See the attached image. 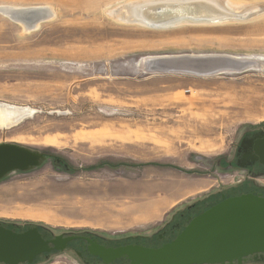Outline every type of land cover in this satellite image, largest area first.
Listing matches in <instances>:
<instances>
[{
    "label": "rangeland",
    "instance_id": "obj_1",
    "mask_svg": "<svg viewBox=\"0 0 264 264\" xmlns=\"http://www.w3.org/2000/svg\"><path fill=\"white\" fill-rule=\"evenodd\" d=\"M134 1L0 0L54 12L33 29L0 12V102L31 110L0 128V144L44 156L1 179L5 227L150 246L244 175L234 152L264 128V13L228 12L264 0H199L213 23H150L146 4L144 22L116 16ZM193 57L213 58L216 70L171 64ZM33 264L87 263L65 249ZM241 264H264V254Z\"/></svg>",
    "mask_w": 264,
    "mask_h": 264
},
{
    "label": "water",
    "instance_id": "obj_2",
    "mask_svg": "<svg viewBox=\"0 0 264 264\" xmlns=\"http://www.w3.org/2000/svg\"><path fill=\"white\" fill-rule=\"evenodd\" d=\"M40 16L38 9L22 8L17 13L26 20ZM197 63L216 70L213 58L208 57L180 58L171 64L193 69ZM43 158L41 153L17 144H0V181L12 171L38 167ZM74 238L59 234L46 239L38 226L16 231L0 224V264H33L38 256L65 250ZM87 242L88 252L103 264L121 258L130 264H241L248 256L257 259L264 254V197L242 194L222 199L189 218L173 239L156 247L137 243L107 247L90 239Z\"/></svg>",
    "mask_w": 264,
    "mask_h": 264
},
{
    "label": "bare ground",
    "instance_id": "obj_3",
    "mask_svg": "<svg viewBox=\"0 0 264 264\" xmlns=\"http://www.w3.org/2000/svg\"><path fill=\"white\" fill-rule=\"evenodd\" d=\"M150 1L151 2H146V0H144V1L136 0L134 2L124 3L122 5L120 4V6L115 8L114 12H115L116 16L117 15L120 17L122 16V18L130 17L129 21L130 20H134V21L138 20L139 22L140 21L144 22V16L139 15V13L141 12L139 7L141 5L146 4V5H148V7L146 6V9H148V8L149 9L146 10L147 12L145 11L146 14H144V15H145V18L147 19V21L150 23H153L154 21H156V19H165L169 16L174 17V18L176 16H178L174 20L178 19L179 21H181V19L183 18V20L191 19V20H195V21L201 20L204 23L205 22L213 23V21L207 20V15L209 13L213 12V11L210 12V10H213V7H210L212 9L207 10L204 8V6H202L201 3L199 4V0H150ZM157 1H161V2H163V4L155 5ZM205 1H207V3H209V4L212 3L215 6H221L222 5V4H220L221 2L219 3L216 0H205ZM200 2H201V0H200ZM206 5L207 4H205V6ZM232 5L233 4H231V6ZM258 5H260V4H257L256 7L254 6V8L245 9L241 12L235 11V12H228V13H231L234 15L235 14L244 15L241 17L235 15L238 18H244V19H245V17H247V19L254 18V17L256 18L259 14L264 13V2L262 3V5H260V6H258ZM9 7H6L2 14L5 16H8L10 19L13 18V20H16V22L17 21L20 22L21 26L24 25V27L31 28V29L37 28L39 26V24H41V22H43L44 20H47L48 18H51L54 15V12L50 8H42L43 6L41 8H28V9H38V11H41V16L39 18H35V19L32 18L33 20H30V19L26 20L25 18L17 17L18 10L21 8L16 9V8H9ZM124 7L127 8V13L125 12L126 13L125 15L124 14H122V15L118 14V13H121V9ZM223 7H224V5H223ZM229 9H231V8L229 7ZM111 10H112V8H111ZM156 10H158V11H156ZM214 11H216V10L214 9ZM14 13H16V14H14ZM245 13H247V14H245ZM209 15H211V14H209ZM186 16H189V17H186ZM127 20H128V18H127ZM220 20L223 21V19H220ZM217 21L218 20H216L214 22H217ZM29 113H31V110L28 107L16 106V105L0 102V128H7L9 126L16 124L22 118L26 117V115H28ZM255 150L258 153L260 160L262 162H264V137L259 138L255 142Z\"/></svg>",
    "mask_w": 264,
    "mask_h": 264
},
{
    "label": "flooded vegetation",
    "instance_id": "obj_4",
    "mask_svg": "<svg viewBox=\"0 0 264 264\" xmlns=\"http://www.w3.org/2000/svg\"><path fill=\"white\" fill-rule=\"evenodd\" d=\"M264 137V128L256 129V130H248L242 136V139L245 140V142L241 143L234 152L232 163L233 165L242 166V171L244 175H242L234 185L231 187L226 188L223 191H220L216 193V195L213 197L212 201H210L209 206L205 207L201 211H197L195 214H192L191 216H188L185 218L186 221H188L189 218H192L199 214L200 212L204 211L208 207L212 206L213 204L221 201L222 199L233 197V196H239L242 194H253L257 196L264 197V185L257 182V179L255 177H263L264 178V162L260 160V157L258 156V153L255 150V142L259 138ZM183 227L186 225L182 224ZM182 227V228H183ZM178 226L171 227L169 230H164L159 237L161 242H153L150 244V246H159L171 239H173L176 234L182 229ZM16 230V229H15ZM40 231V229H39ZM41 232V231H40ZM43 236L46 239H50L52 235L45 234L41 232ZM65 236V235H64ZM70 236V235H67ZM75 238L70 241L66 247V249H73L78 254L80 258L83 259V261L87 264H103L101 260L93 255H91L88 252L87 246L88 242L87 240H93L96 241L99 244H102L104 246H118L120 244H111L107 243L105 241L100 240L98 237L90 236V235H73ZM149 246V245H146ZM52 253H59V252H51L49 254H43L41 256L47 257V255H50ZM261 260V259H259ZM111 264H130L129 260L126 259H119L114 261Z\"/></svg>",
    "mask_w": 264,
    "mask_h": 264
},
{
    "label": "trees",
    "instance_id": "obj_5",
    "mask_svg": "<svg viewBox=\"0 0 264 264\" xmlns=\"http://www.w3.org/2000/svg\"><path fill=\"white\" fill-rule=\"evenodd\" d=\"M207 199V198H206ZM205 204V203H204ZM209 206V204H206L204 207H201V209H199L200 211L203 210L205 207Z\"/></svg>",
    "mask_w": 264,
    "mask_h": 264
}]
</instances>
